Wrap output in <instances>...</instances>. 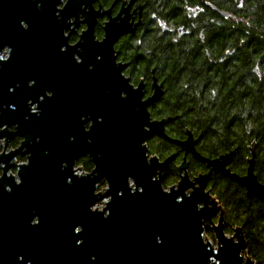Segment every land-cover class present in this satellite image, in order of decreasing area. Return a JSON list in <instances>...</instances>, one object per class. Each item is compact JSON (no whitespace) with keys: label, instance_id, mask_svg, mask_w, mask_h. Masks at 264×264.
<instances>
[{"label":"water","instance_id":"obj_1","mask_svg":"<svg viewBox=\"0 0 264 264\" xmlns=\"http://www.w3.org/2000/svg\"><path fill=\"white\" fill-rule=\"evenodd\" d=\"M135 1L122 0L112 15L117 1L0 0V264H253L242 227L226 232L225 208L207 182L220 172L264 204L254 143L238 175L233 151L204 156L191 131L183 140L164 132L174 118H152L163 83L153 76L144 97L143 79L134 85L123 74L115 49L141 23ZM154 135L184 152L168 186L162 171L176 154L149 155ZM15 137L19 145L6 152ZM188 153L208 171L189 175ZM16 156L25 162L11 174ZM85 156L92 168L77 174Z\"/></svg>","mask_w":264,"mask_h":264},{"label":"trees","instance_id":"obj_2","mask_svg":"<svg viewBox=\"0 0 264 264\" xmlns=\"http://www.w3.org/2000/svg\"><path fill=\"white\" fill-rule=\"evenodd\" d=\"M112 1L100 0L104 7ZM141 3L140 25L115 49L120 60L131 63L132 82L154 76L163 83L152 116L174 118L176 135L191 131L204 156L233 151L237 173L244 171L254 143V170L264 183V0ZM77 164L92 168L86 160ZM217 176L210 189L225 207L226 232L240 225L253 264H264V204L248 197L238 183ZM176 178H164V186Z\"/></svg>","mask_w":264,"mask_h":264},{"label":"flooded vegetation","instance_id":"obj_3","mask_svg":"<svg viewBox=\"0 0 264 264\" xmlns=\"http://www.w3.org/2000/svg\"><path fill=\"white\" fill-rule=\"evenodd\" d=\"M114 1H117L115 3V5L113 6L112 8V15H115L118 11V9L120 8V5H121V2L122 0H113L112 3ZM111 3V4H112ZM139 3H141V0H136L135 3L132 5V8L131 10H133L134 8H136V5H138ZM110 4V5H111ZM142 4V3H141ZM97 5V4H95ZM109 5V6H110ZM108 6V7H109ZM108 7H104L103 8H108ZM136 16V15H135ZM106 20V18H102V19H98V23L96 24L95 26V35L98 37V38H101L102 37V34L103 33H100L102 32V23ZM85 26L84 25H81L79 28H77L73 33H71V35H69V42L72 44V43H75L78 38H79V33L80 31L84 28ZM69 32H66V34H68ZM128 35V34H127ZM127 35H124L122 36L120 39H122L123 37L127 36ZM119 39V40H120ZM119 40L117 42H119ZM116 45V44H115ZM117 62H122V63H125L126 66H125V69L123 70V74L125 76H129L128 73L130 71V67H131V63H129V61H126V60H120L119 57L117 56ZM130 77V76H129ZM131 79V78H130ZM140 79H143L144 81V84H145V87H144V91H145V96L144 97H147L148 95L151 94L152 92V88H151V79H146V77H142ZM132 82V81H131ZM134 85H137V83H134L132 82ZM157 103V102H156ZM153 104L149 107V111L151 113V110L154 108V106L156 105ZM159 103V102H158ZM152 116V114H151ZM152 118H155L152 116ZM162 118V117H160ZM160 118H157V119H160ZM176 129V123H166L164 125V132L171 138H174V139H178V140H183L186 138V130H184V134L183 135H176L173 130ZM194 138H198L197 136L193 135ZM19 138V137H16V139ZM15 139V138H14ZM20 139V138H19ZM199 142V140H198ZM198 142L196 144V150H197V145H198ZM146 145L148 147V152H149V155H156L158 158H160L161 160L165 159L167 156L171 155V154H176V158L175 160H173L172 162L169 163L168 167L165 168L163 171H162V178H163V181H164V178L165 179H172V178H176V181L178 180V170H177V165L181 162L183 156H184V152L180 149V147L167 140L166 138L162 137V136H159V135H154L152 136L151 138H149L147 141H146ZM198 151V150H197ZM234 157V156H233ZM232 157L230 163H229V168L232 172H235L232 168L233 164H234V158ZM186 162H187V167H186V170L188 172L189 175L191 176H194L195 174H198V173H205L207 172V168L206 166L200 162L199 160H197L196 158H194L190 153H188L186 156ZM80 160H86V161H89L88 157L85 156V157H82ZM79 160V161H80ZM247 160V159H246ZM78 161V162H79ZM90 162V161H89ZM247 162V161H246ZM92 165V164H91ZM246 167H247V163L245 164V168H244V171L241 172V173H237L238 175H244L246 173ZM217 175H219L220 177H222V179H228L227 176L223 175L222 173L220 172H212L209 176V180L207 182V188H210L212 182H214L213 180V176L215 177H218ZM176 176V177H174ZM230 179V178H229ZM232 180V179H231ZM176 181L168 184V185H171L173 183H175ZM234 181V180H232ZM236 182V181H234ZM237 183V182H236ZM239 184V183H238ZM167 185V186H168ZM240 185V184H239ZM241 186V185H240ZM243 192L246 194V191L244 189L243 186H241ZM225 208V207H224Z\"/></svg>","mask_w":264,"mask_h":264},{"label":"rangeland","instance_id":"obj_4","mask_svg":"<svg viewBox=\"0 0 264 264\" xmlns=\"http://www.w3.org/2000/svg\"><path fill=\"white\" fill-rule=\"evenodd\" d=\"M16 138V137H15ZM14 139V138H13ZM12 139V140H13ZM11 140V141H12ZM11 141L9 142V144L6 146V148H5V151L6 152H9L11 149H14V148H16L19 144H15V145H12V143H11ZM18 141V140H17ZM19 141H20V139H19ZM16 146V147H15ZM3 147H4V138L3 139H0V152H2V151H4L3 150ZM25 162V158L24 157H18V156H16L14 159H13V161H12V163H14V167H11L10 168V172H11V174H15V172H16V165L17 164H21L22 162ZM2 166H3V164H2ZM0 173H1V171H0ZM102 183H104V182H102ZM104 185L103 184H99V187H103ZM99 206L101 207V206H103V203H100L99 204ZM236 226V225H235ZM228 234H231V233H228ZM206 235L208 236V237H210L211 239H213V233H212V231H210V230H206Z\"/></svg>","mask_w":264,"mask_h":264},{"label":"built area","instance_id":"obj_5","mask_svg":"<svg viewBox=\"0 0 264 264\" xmlns=\"http://www.w3.org/2000/svg\"><path fill=\"white\" fill-rule=\"evenodd\" d=\"M24 162V161H23ZM22 162V163H23ZM75 168H77L76 169V173L77 174H82V173H86V172H89V171H87V170H85L84 168H83V166L82 165H78V164H76V166H75ZM100 184H103L104 186L103 187H98L97 188V191H100L101 189H103L104 187H105V183H100ZM100 204V203H99ZM99 204H98V206H99ZM100 207V206H99ZM102 207V206H101Z\"/></svg>","mask_w":264,"mask_h":264}]
</instances>
